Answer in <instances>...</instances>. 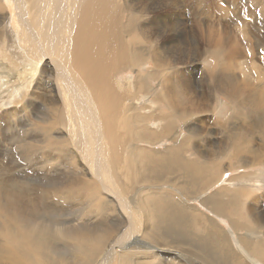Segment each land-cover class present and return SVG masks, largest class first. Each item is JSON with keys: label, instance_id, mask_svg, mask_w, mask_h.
Wrapping results in <instances>:
<instances>
[{"label": "bare ground", "instance_id": "1", "mask_svg": "<svg viewBox=\"0 0 264 264\" xmlns=\"http://www.w3.org/2000/svg\"><path fill=\"white\" fill-rule=\"evenodd\" d=\"M198 1L199 0H196V2ZM249 1L258 3L264 8V0ZM19 2H22L25 6L31 5V2L36 6L40 5L36 3L37 0H20L17 2L18 5L20 4ZM167 2L169 8H175L179 4L178 0H167ZM41 3L42 13L38 18L33 14L31 23H27L25 19L22 18V25L24 26L25 32L23 35H25V41L30 43V46H25L24 50L23 47L20 49L19 46H16V48H19L21 52H27V54L33 57V60H29L28 63L31 64L30 66L33 68L34 72L31 73L29 77L41 73V78L43 77L51 81L49 93L47 95L45 92L39 93L40 95L38 97L44 99L49 105L55 103H60L62 105L61 108H63L65 119L61 118L62 114L58 116L63 122L65 131L59 134V136L60 138H66L64 144L69 143V145H76V149L80 151L82 159L87 163V167L90 168L88 172L92 180L91 184L87 180H84L86 184L84 186L81 184L83 180L76 181V178L72 177V179H69L65 183L66 185L64 184L65 186L59 190V193H64L62 195L64 198H78L77 200L75 199V201H79L81 206H83L82 204H84L85 200L88 201L89 204H86L88 205V213H86L84 209L83 215H85V213V216L89 215V213H97L99 209H101L100 214L103 215L96 219L87 218L83 220V222L80 220L77 224L75 223L76 225L72 224L73 226L63 229L45 227L44 223L37 224L36 222H31V220L27 218L21 219L16 214L18 212L17 199L25 196L23 195V189L20 191L18 188H15L16 186H10L5 180V182L0 181V199L11 201L9 204H0V264H54L51 259H47V254H43V251L48 249V244L53 237L71 244L74 249L72 263L64 264H140L138 263L140 261H135L134 257H136L138 253H142V250L154 249L155 246L153 247L152 243H154L153 245L156 243H158V245L160 244L159 246L156 245L158 248L155 247L157 253V250H163V253L169 251L183 254V245L180 243L179 239L173 240L178 238L179 235H175V231V234L170 233L172 225L185 230H190L195 226L200 227L206 231V239L216 243L222 236L221 232L215 226V220L208 217L209 215L202 216L197 214L198 208L196 209L194 205L189 206L185 204V199H187L188 195H194L195 197L193 199L196 200L198 196L206 194L208 190L213 187L215 184L213 183V179L216 176V172L213 171L207 162L189 160L184 154H181L179 150V148L181 149L182 146L188 144L190 140L197 135L194 122L189 123V135L180 133L179 131L180 125L190 118L187 117L188 111H192L194 107L195 109L197 108V102L195 103L193 97L194 93L189 87L190 79L182 77L179 71L172 69L171 58L169 60L167 56L177 50L186 51V48L189 47L180 36L184 34H181L182 28L180 29L179 27V25L181 26V19L175 17V20L169 15V13H172L176 8L164 12L162 15L160 13H154L152 16L151 21L156 23L159 21L156 27L161 28L156 29L157 38H160V42L157 44L159 47L156 48L154 53L151 52L152 50H148L146 54L147 57L154 56L152 60L155 62L154 68H156L157 79L160 80L162 84V88L154 92L155 87L148 85L146 82V80L150 79V75H152V70L146 69L149 62L140 64L141 68L136 71L137 73L134 77L116 79L118 71L122 70L126 65L133 63L136 65V63L143 60V56L137 54V48L124 41V37L131 35L134 31H141L143 28V25L139 22L140 17L135 14L140 13V15H143L142 12L144 10H149L141 1L133 4L132 0H42ZM126 8L133 11V22L131 19L127 18L128 22L124 23V11H128ZM245 10L246 9H244V13L241 12L243 15L241 18H245L246 20L247 18L250 20L253 19L252 23L254 24V26L247 24L244 27L245 37H248L245 44L249 49L247 50L248 53L250 52L249 55L251 60L257 49L263 45L264 29L262 28L264 23L261 24L257 22L254 17L253 7ZM208 11H210V9ZM5 16L6 11L0 9V18L4 20ZM209 20L211 21V19ZM1 21L0 24L3 23ZM211 23L212 21L210 24ZM216 24H219V21ZM227 25L230 24L227 23ZM171 26L173 27V34L170 36L167 34V31ZM201 26L202 28L205 27L204 24ZM221 26L222 25L214 26L211 24L207 26L208 29L204 31L198 25L195 33L203 35L206 40L215 42L216 45L219 43L223 59L227 57L226 55H229L232 57L231 62L235 60L237 62V59H239V56L241 57L242 54L237 49L241 46H245L241 45L238 47V43L240 45V40L238 41V38L236 39L235 37L232 39V36H234L233 33L229 31V29L225 28V30H222L218 28ZM259 27H261V30ZM152 30L155 29L149 28L147 32H152ZM139 37L141 38V36ZM234 39L237 40L235 45L233 44L235 42ZM258 39V45L255 47L253 41ZM171 41L176 42V44L172 45ZM211 42L207 43L211 46ZM132 43H134V41H132ZM138 47L140 48V46ZM242 47L241 49H243ZM2 50H5V48ZM2 50H0V53L5 57L6 55ZM15 51L18 53L17 49ZM139 52L141 51L139 50ZM180 59L182 60V58ZM223 59H221L220 63L222 69L233 64L228 61L229 58H227L224 64ZM3 65L5 66V63H3ZM232 67L235 68V66ZM233 68L232 70H235V72L239 70ZM256 69V81L249 80L244 75H240L241 77L239 76V78L235 75L232 76L233 73L221 74V71L219 73L217 72L218 76L214 77L217 85L214 89H217L218 94L228 99L233 108L237 110L240 115H245L241 116L243 120L241 134H247L252 137L250 139L244 137L236 141V143H234L236 151H246L249 147L250 150L247 149L249 152L255 155L259 152L263 157L264 72ZM121 72H123V70ZM25 74H27V72L23 75L18 74L17 82L23 79ZM12 76L13 74H5L0 71V87H3L5 82H12L14 80ZM20 82H22V80ZM20 82L19 84H21ZM38 82L40 81H37L36 84ZM15 86L17 87L18 85ZM11 88H14V86ZM30 89L31 87L29 90ZM35 89L38 93V90L42 89V86L37 85ZM200 92H198V94ZM203 94L201 95L202 97ZM28 98L29 94H27L24 101L17 100L15 105L22 101L28 102ZM195 98H197V95ZM157 100L162 102L163 109H167L169 113L159 114V107H155L157 105ZM199 102L203 103V101ZM153 104L155 108H153ZM209 105L210 104L207 106ZM204 106L206 108L205 104ZM50 108H52V106H50ZM57 108L55 107L53 109L56 115L58 111L56 110ZM2 114L1 112L0 117L3 118ZM48 120L51 122L49 126L50 124L57 125V118L55 116ZM52 137L54 136L52 135ZM49 138L51 139V137ZM55 139L52 138L51 142L52 140L55 141ZM58 139H56L57 142L59 141ZM255 139H258L261 143L258 148L254 147ZM164 140H170V142L173 141L176 144L174 147L167 148L166 151L163 150L165 152L153 150L150 146H142L143 148L138 147L142 144L153 146ZM44 142L45 139L43 144ZM51 142L46 141L45 143L51 148L54 147L57 150L62 149L61 143H59L60 147H58L56 146V141L55 145H52ZM229 147L231 148L230 145ZM78 151H76V153ZM258 155L255 158L256 161L259 160ZM76 170L79 171L78 169ZM257 175L258 177H256L255 182H263L264 177H261V174ZM83 177H89V174L87 173ZM28 185L29 184H27V186ZM248 188L254 189V185H249ZM106 192L108 195L105 196ZM113 196H115L118 201H115ZM214 197L213 201L205 199L201 201H204L203 204L208 209L215 212L217 216L227 217L230 215L225 213L228 210H226V202H224L222 195L215 193ZM239 205L240 202L237 201L236 208H238ZM254 209L255 205L247 209L246 214L248 220H250L252 214H254ZM234 210L235 209H233L232 212ZM236 211L233 213H236ZM248 220L247 223H244L245 225H243V228L246 233L252 234L253 232H251L250 222ZM106 222L108 223L106 224ZM234 222L237 221H232L235 228ZM106 225H108L109 228H106ZM236 227L238 228L237 225ZM260 228L263 229V227ZM250 237L251 235H245V238L241 236L238 238L237 249H240L242 253V255H240L241 258H233L235 254L232 255V260L235 259L237 264H258L257 261L260 260H255V258H260L259 253L261 251L257 248L258 246H251V243L254 241H251ZM116 238H118L117 245L115 244V246H112ZM261 242L263 243V241ZM215 243L211 244L216 246L218 242ZM221 243L222 242H220L219 245ZM204 245L205 244H203V246ZM226 246L227 245L224 247ZM197 247H200V245H197ZM217 248L221 250L219 247ZM235 250L236 249H232L231 251L236 252ZM231 251H227L230 256V253H232ZM157 253L153 255L157 257ZM217 255L219 256V254ZM217 255L213 254L212 256L214 257ZM198 256L205 257V254L200 252ZM204 257H202V260L205 259ZM263 259L261 258L262 261ZM217 260L213 261V264H220L217 263ZM241 260L245 262H241ZM221 261L220 259L219 262ZM225 261L224 259V262ZM203 262L212 264L208 259H205ZM55 264L62 263L58 262Z\"/></svg>", "mask_w": 264, "mask_h": 264}, {"label": "rangeland", "instance_id": "2", "mask_svg": "<svg viewBox=\"0 0 264 264\" xmlns=\"http://www.w3.org/2000/svg\"><path fill=\"white\" fill-rule=\"evenodd\" d=\"M0 1H1L0 9L2 10L4 9L6 11L5 19L2 20L3 18H0V21L2 20L1 22H3L2 24H0V50L5 48V50H2V51H4L6 55L4 57L2 56V53H0V71L4 72L5 74H13L12 78L14 79L12 82L8 81V82H5V84L2 83L3 87H0V113L1 112L3 113L2 114L3 118L0 117V171H1L0 181L2 182L5 180L6 182H8L10 186L12 187L16 186L15 188H18L20 191L21 189H23V195L25 196L17 199L18 201L17 211L18 212L16 213L21 219L27 218L31 220V222H36L37 224L44 223L45 227H49L53 229H56V228L63 229L69 226L70 227L73 226L72 224H75V223L77 224L78 222H80V220L83 222V220L87 218L96 219L99 216L101 217L103 215V214H100L101 209H99V212L97 213H89V215L85 216L86 213H88L87 212L88 205H86V204H89L88 201L86 200L84 201V204H82L84 206L83 207L81 206V203L79 201H75V199L77 200L78 198L76 197L75 199H72L74 197H71L70 199L64 198V196L62 197L64 193H59V190L62 189V187L66 185L65 183L69 179H72V177L76 178L75 179L76 181L83 180V182L81 181V184L84 186L86 185L84 180L85 181L87 180L91 184L92 180L90 179V173L88 172L90 168L87 167L88 166L87 163H85V161L82 159V156L80 155V151L76 149V145L74 144L69 145V143L64 144V142L66 141V138H62V137L60 138L59 136V134H62V132L65 131L63 127V122L61 121V118L65 119L63 108H61L62 105L60 103L49 105V103H46L44 99H41L38 97L40 95L39 93L45 92L46 95L49 93L50 91L49 86L51 84V81L46 80L43 77L41 78L40 76L41 73L39 75H32L33 77H29V75L34 72L33 68H31L30 66L31 64L28 63L29 60L30 61L31 59L33 60V57L27 54V52H21L19 50V48L21 49L23 47V50H24L25 46H30V43L25 41V35H23L25 33L24 26L22 25L23 19H25L27 23H31L33 20V14H35L38 18L39 15L42 13V7H41L42 0L41 1L37 0L36 3L40 4L38 6L34 5L32 2H31V5H26V6L22 2H19L20 4L18 5L17 2L20 0L18 1L17 0H0ZM138 1H141L142 4L147 7L150 13L149 11L144 10L142 12L143 15H140V13L135 14L136 16L140 17L139 22L143 25V28L141 31H134L131 35L124 37V41H126V43H128L129 45L135 46V48H137V54L142 55L143 60L140 61L141 63L140 62L136 63V65L134 63H133L134 65L133 64L126 65L127 68L125 66L122 69L123 72H121L122 70H119L118 73L116 72L117 73L116 79H119V78L124 79V78L131 77V76L134 77L135 74L137 73L136 71L139 68H141L140 64L149 62V65H147L146 69L152 70V75H150V79L146 80V82L148 85L155 87L154 92H157L158 90L162 88V84L160 80L157 79L156 68H154L155 62L152 60L154 59V56L147 57L146 54L148 50H152L151 52L154 53L156 51V48L159 47L157 44L160 42V38H157L156 29L157 28L161 29V28L156 27L159 21L156 23L151 20H152V16L154 13L156 14L160 13L162 15L164 12L171 10L173 7L169 8V4L167 0H132L133 4H136ZM201 1L199 0L198 2H196V0H178L179 4L175 7L176 9L173 8L175 10L172 11V13L171 12L169 13L172 19H175V20L176 18L181 19L180 21L181 26L179 25V27L180 29L182 28L181 34L183 33L184 34L180 36L185 40V43H187L189 47L186 48V51L177 50L171 54H168L167 56L169 57V60L171 58L170 60L171 68L176 71H179L182 77H187L190 79L189 87L191 91H193L194 93L193 97L195 99V103L197 102L196 103L197 108L195 109L194 107L192 111L190 110L188 111L187 117H190V118L186 122L182 123L179 128L180 133L189 135V131H188L189 123L194 122V126L196 127V130H197V135H195L194 138L191 139L188 144L182 146L181 149L179 148V150L181 154H184V156H186L189 160L207 162L210 165V167L213 169V171L216 172V176L213 179L214 180L213 183H215L213 187L209 189L206 194L202 196H198L199 199L197 198L196 200L193 199L195 197L194 195L190 194L191 197L190 195H188L187 199H185L186 201L185 204L189 206L194 205L196 209L198 208L197 214H200L202 216L209 215L208 217L213 218L215 220V226L221 232L222 237H220L218 241H216V243L218 242L216 244L215 242L209 239H206V231L200 227L195 226L194 228L190 230H185L183 228L172 225L170 233L175 234L176 232L175 235H179L178 238H175L173 240L179 239L180 243L183 245L182 247V250L184 251L182 252L183 254L175 253V252L173 253L169 251L163 253L164 252L163 250H160V251L157 250L158 251L157 253L155 251V247L158 248L160 244L158 245V243H156L155 245H153L154 243H152V246L153 247L155 246L154 249L152 248L150 250H142L141 251L142 253L140 254L138 253L136 257H134V259L137 262L140 261L138 262L140 264H172V263L173 264H206L203 262L205 259H208L212 264H213V261H216L217 259H218L217 263H220V264H237V261L235 259L232 260V257H233L232 255L235 254L233 258H236V257H238L239 259L241 258L240 255H242V253L240 249H237L238 248V244H237L238 238H240V236L242 238H245V235L246 236L251 235L250 237L251 241H254L251 243V246H255V247L258 246L257 248L260 249L259 251H261L259 253L260 258H255V260L260 259L257 261V263L264 264V259H263L264 257V245H263L264 244V181L260 183L255 182L256 177H258L257 174H261L262 175L261 177H264V156L262 157V155L259 154V152H257L256 155L253 154L252 152H249L248 151L250 150L249 147L247 148L248 150L246 149V151L245 150H239L238 152L236 151L235 146H234V143H236V141L244 137L249 138V139L252 137L247 134L245 135L241 134V129L243 128V124H242L243 120L241 116H245V115H240L239 112L233 108L231 102L228 101V99H226L222 95L218 94L217 89H214V87L216 88V85H217V82L214 77L218 76V73L220 71H221L220 72L221 74L223 73L232 74L233 73L232 76L235 75L236 77H239L240 75L241 76L244 75L247 79L252 80V81L253 80L256 81L255 80L257 76L255 74L256 68H257L256 70L264 72V49H263L264 42H263V45L257 49L254 57L250 60V55H249L250 52L248 53L249 49L246 47V44H245V41L248 39V37H245L244 27L247 24L254 26V24L252 23L253 19L250 20L247 18L246 20L245 18H241L243 17L241 12L244 13V9L248 10L250 7H253L255 19L257 20L258 23L262 24L264 23V15H263L264 8L260 6L258 3H255L249 0H230V1L229 0H201ZM20 6H22L23 8ZM209 9L210 11H208ZM126 10L128 9L126 8ZM128 11H124V15H123L124 23L128 22L127 18L131 19V21L132 19L134 20V18H132L134 17V15L132 14L133 11L130 9ZM256 15L260 17H257ZM209 19H211L212 25L214 26L222 25L221 27H218V28H221L222 30H225V28L229 29V31H231L234 35L232 36V39L235 37L236 39L238 38L237 39L238 41L240 40V45L238 43V47L241 45L245 46V47L241 46L243 49H241V47L237 49L240 53H242L241 57L239 56V59H237V62L236 60L231 62L232 57H230L229 55H226L227 57L223 59L221 56L219 43L216 45L215 42L206 40V38L203 37V35H200L199 33L198 35L197 33H195L197 26L199 25L202 28L201 25L203 24L205 27H203L202 29L206 31V29H208L207 26L211 25L210 24L211 21ZM213 21H215L216 23H218L219 21L220 25L216 24ZM227 23L230 25H227ZM149 28L150 29L154 28L155 30H152V32L151 31L147 32ZM172 28L173 27L171 26L170 29L167 31V34H169L170 36L173 34ZM259 28L261 30V27ZM262 29H264V24H263ZM139 36H141L142 39ZM236 39H234L235 40V42L233 43L234 45L237 41ZM132 41H134V43H132ZM206 41L211 42L212 45L210 46ZM258 42H259V39L253 41V44L255 47L258 45ZM171 44L174 45L176 44V42L171 41ZM16 46H19V48H16ZM138 46H140V48ZM16 49L18 53L15 51ZM139 50L141 52H139ZM180 58H182V60ZM184 58L186 59V61ZM227 58H229L228 61L230 63H233L234 65L233 64L231 66L229 65L228 66L229 68L224 66L225 68L222 69L220 65L221 59H223V63L225 64V61L227 60ZM3 63H5V66L3 65ZM232 66H235V68H233ZM248 66H250L251 68ZM26 67H29V68H26ZM211 68H214V69H211ZM232 68L239 69L238 70L239 72L238 71L235 72V70H232ZM25 72H27V74H25L23 79H21L22 82H20L21 80L19 81L21 83L19 84V82H17L18 74L23 75ZM260 76L262 77L261 74ZM37 81H40V82L36 84ZM54 84L56 86L55 82ZM15 85H18V86L16 87ZM37 85L42 86V89L38 90V93L35 89ZM12 86H14V88H11ZM29 86L31 87L30 90H29L30 88ZM198 92H200L201 94L200 93L198 94ZM27 94H29L28 102H23ZM202 94H203V97L201 96ZM196 95H197V98H195ZM17 100H23L22 101L23 103L21 102L15 105ZM199 101H203V103L206 105V108L204 104ZM25 103H26V106H25ZM156 103L157 105L155 107L156 108L159 107V114L169 113L167 109H163V104L160 100H157ZM208 104H210L211 106L210 105L207 106ZM50 106H52V108H50ZM152 106L153 108H155L154 104ZM55 107L56 108L59 107L56 109L58 110L56 112L57 115L54 114L55 111L53 109ZM60 114H62L61 118L58 116ZM53 116L57 118V125L54 124L55 125L54 126L50 124L49 126V123L51 122L48 119L53 118ZM54 133H56L57 135ZM52 135L54 137H52ZM49 137H51V139L59 138L58 142L55 139V141L58 144L54 140H52L51 142V139ZM44 139H45V142L49 141L52 143V145H55L56 143V146L58 147H60L59 143H61L60 145L62 146V149L57 150L54 147L51 148L50 146H47L45 142H44L45 144L44 145L43 144ZM175 144L176 143L173 141L170 142V140H164L163 142L157 143L156 145H153V146L142 144V145H139L138 147L143 148L146 146L147 147L150 146L152 147L153 150L161 152L163 150L166 151L167 148L169 147H174ZM229 145L231 146V148L229 147ZM260 145L261 143L259 142V140L255 139L254 147L258 148L260 147ZM76 151L78 152L76 153ZM257 155L259 158L258 161H256L255 159ZM76 169H78L80 172L77 171ZM87 173L89 174V177H83ZM27 184L29 185L27 186ZM242 185L245 187H243ZM249 185L251 186L254 185V189L248 188ZM39 187L41 188V190ZM215 193L221 194L224 202H226V210L228 211H226L225 213L227 215L230 214L227 217L217 216L215 212L211 211L203 204L204 201L203 202L201 201L204 199L213 201L214 200L213 198H215L214 197ZM106 195H108L107 192L105 193V196ZM113 197L115 201H118L115 198V196ZM243 200H245L246 202ZM237 201L240 202V205L238 208H236ZM9 203H11V201L0 199V204L4 205V204H9ZM252 205H255L254 214H252V217L250 218V220H248L246 211ZM84 209L86 212L85 215H83ZM233 209H235L233 212H235L237 209L238 210L236 211V213H233L232 212ZM82 215L85 217H83ZM234 220L237 221V222H234L235 228H237L236 227L237 225L238 226L237 229L239 231L235 229L234 225L232 224V221ZM247 220L250 222L251 232H253L252 234H249L248 232L246 233L243 228V225H245L244 223H247ZM107 223L108 222H106V224ZM260 227H263V229H261ZM106 228H109V226L106 225ZM30 229H35V228H30ZM118 238L115 239L114 245L112 246H115V244L117 245ZM204 239H206L207 241ZM261 241H263V243ZM220 242H222L221 244H225L227 246L224 247L225 245H221V244L220 246L219 245ZM211 243L213 244L215 243L216 246L212 245ZM203 244L205 245L203 246ZM197 245L198 246L200 245V247H197ZM206 245L209 247H207ZM217 247H219L221 250H219ZM185 249L187 252L185 251ZM232 249H236L235 250L236 252L234 251L232 252L231 251ZM227 251L232 252L230 253L231 256L228 254ZM200 252H203L205 254V257L198 256V253L200 254ZM206 252H209V253H206ZM154 253H157L158 256L155 257L153 255ZM43 254L44 255L47 254L48 255L47 259H51L54 264L58 262L59 263L61 262L62 264L72 263L73 257H74V249L71 246V244H68L67 242L63 240H59L58 238L53 237L50 240V243L48 244V249L43 251ZM213 254L214 255L219 254V256L217 255L213 257L212 256ZM163 255L165 256L167 255V256L165 257ZM206 256L209 258H211L212 256V258L209 259ZM202 257H204L205 259L202 260ZM222 258H224L226 261L224 262V259ZM261 258L263 259V261L261 260ZM220 259L224 263L222 261H221L222 263L219 262ZM241 262H245V261L241 260Z\"/></svg>", "mask_w": 264, "mask_h": 264}]
</instances>
